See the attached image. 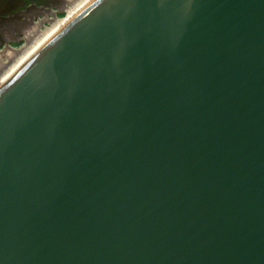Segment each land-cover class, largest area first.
I'll return each mask as SVG.
<instances>
[{
  "label": "water",
  "instance_id": "95a60500",
  "mask_svg": "<svg viewBox=\"0 0 264 264\" xmlns=\"http://www.w3.org/2000/svg\"><path fill=\"white\" fill-rule=\"evenodd\" d=\"M0 264H264V0H91L0 84Z\"/></svg>",
  "mask_w": 264,
  "mask_h": 264
},
{
  "label": "bare ground",
  "instance_id": "6f19581e",
  "mask_svg": "<svg viewBox=\"0 0 264 264\" xmlns=\"http://www.w3.org/2000/svg\"><path fill=\"white\" fill-rule=\"evenodd\" d=\"M90 1L91 0H67L69 5L59 2L60 5H58L56 8L66 12V16L64 18H57L55 16V11H53L50 7H43L41 9H34L30 7L27 8L26 11L21 12L15 18L4 19L3 21L5 24H8L9 26L11 25L10 23L14 24V22L22 23V28L20 29L22 32V37L18 36L17 38H23L25 40V44L18 49L6 44L4 49L0 51V84H2L10 75H12L24 62H26L53 33H55L64 23L72 18ZM39 14L43 15V19H40L38 22L34 23L32 16H37ZM21 17L24 18L20 19ZM43 20H47L49 25L40 29V25L42 24ZM4 28L6 29L7 26ZM27 31L29 34H25ZM9 33L10 34L7 35L6 38H13L14 34L12 31Z\"/></svg>",
  "mask_w": 264,
  "mask_h": 264
},
{
  "label": "rangeland",
  "instance_id": "374dc122",
  "mask_svg": "<svg viewBox=\"0 0 264 264\" xmlns=\"http://www.w3.org/2000/svg\"><path fill=\"white\" fill-rule=\"evenodd\" d=\"M59 2H62V4L69 5V2H67V0H0V51L4 49V46L6 44H9V46L17 49L25 44V40L23 38L22 39L17 38L18 36L22 37V32L20 31V29L22 28V23L14 22V24L10 23L11 25L9 26L8 24H5V22L3 21L4 19L13 17L21 11H25L33 4L36 5L37 7H44L46 5H49V7L52 8L53 11H55V16L57 18H64L66 16V12L63 10H58L56 8L58 5H60ZM32 17L34 23L38 22L40 19H43V15L41 14ZM23 18L24 17H21L20 19ZM48 25L49 22L47 20H43L42 24L40 25V29ZM6 26L7 28L5 29L4 27ZM11 31L14 34L13 38H9V39L6 38V36L9 35L10 34L9 32ZM25 34H29V32L27 31V33Z\"/></svg>",
  "mask_w": 264,
  "mask_h": 264
},
{
  "label": "flooded vegetation",
  "instance_id": "af4514ba",
  "mask_svg": "<svg viewBox=\"0 0 264 264\" xmlns=\"http://www.w3.org/2000/svg\"><path fill=\"white\" fill-rule=\"evenodd\" d=\"M30 7H32V8H34V9H41V8H43V7H37L36 5H31ZM29 7V8H30ZM44 7H49V5H46V6H44ZM27 10V9H26ZM25 10V11H26ZM21 12H24V11H21ZM21 12H19V13H17L15 16H13V17H9V18H15L16 16H18Z\"/></svg>",
  "mask_w": 264,
  "mask_h": 264
}]
</instances>
